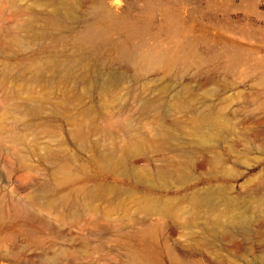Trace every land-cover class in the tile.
I'll use <instances>...</instances> for the list:
<instances>
[{
	"label": "rangeland",
	"instance_id": "obj_1",
	"mask_svg": "<svg viewBox=\"0 0 264 264\" xmlns=\"http://www.w3.org/2000/svg\"><path fill=\"white\" fill-rule=\"evenodd\" d=\"M157 100L179 139L227 125L181 180L137 173L168 149L118 161ZM0 264H264V0H0Z\"/></svg>",
	"mask_w": 264,
	"mask_h": 264
},
{
	"label": "bare ground",
	"instance_id": "obj_2",
	"mask_svg": "<svg viewBox=\"0 0 264 264\" xmlns=\"http://www.w3.org/2000/svg\"><path fill=\"white\" fill-rule=\"evenodd\" d=\"M77 0H74L76 3ZM55 7H52V15L54 14ZM179 98L176 99V101ZM159 100L145 104L147 109L152 113V118L154 125L152 126V132L150 135L155 136V139H149L147 137L142 138L143 133L137 130L128 129L129 141L125 148H119L117 151L120 153L121 159H126L130 155L141 154L152 150H164L168 149L172 154L173 159L167 162L160 169H158L154 174L148 175L145 171H137L138 174L143 176L147 181H159L165 179H182L181 171L189 165L190 157L196 153L202 152L210 148L213 142L220 141L224 138L227 132V125L224 121H221V117L216 115L214 112L207 110L198 113L194 118H192L188 125V131H182L184 138L179 139L175 136V130L180 126L179 123H174L171 120H167V116L163 114ZM158 119V120H157ZM124 129V127H123ZM127 132H125L127 134ZM217 141V142H218ZM114 152L106 151L100 153L102 162L110 169L114 170L120 165V162H116L113 156ZM189 160V161H188ZM192 163V162H191ZM189 168V166L187 167ZM189 170V169H188ZM202 195L194 194L190 199L189 203L191 205L194 214L202 212L204 214L213 213L212 206L203 205L201 201ZM154 204V205H153ZM153 204H148L144 208L149 210L159 209L158 211H166V204H158L157 201H153ZM241 217H238L237 210L233 209L229 202L225 201L223 209L220 210L217 215L208 221V226L210 230L221 231L222 233H228V227L230 225H238L242 223ZM226 235V234H225Z\"/></svg>",
	"mask_w": 264,
	"mask_h": 264
}]
</instances>
